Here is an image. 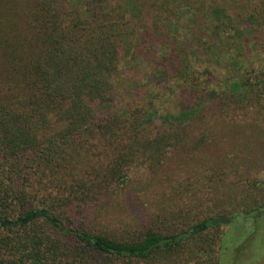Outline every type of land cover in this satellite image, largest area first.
I'll use <instances>...</instances> for the list:
<instances>
[{"label": "trees", "instance_id": "trees-1", "mask_svg": "<svg viewBox=\"0 0 264 264\" xmlns=\"http://www.w3.org/2000/svg\"><path fill=\"white\" fill-rule=\"evenodd\" d=\"M138 1L129 21L122 0H0V264L212 263L203 254L216 252L223 212L165 207L132 228L105 212L130 170L196 155L209 115L262 114L264 136V65L247 59L250 46L264 55V0ZM157 46L156 100L117 108L119 67ZM166 93L173 105L161 107ZM244 151L264 162V139ZM204 184L216 191L218 180Z\"/></svg>", "mask_w": 264, "mask_h": 264}, {"label": "rangeland", "instance_id": "rangeland-1", "mask_svg": "<svg viewBox=\"0 0 264 264\" xmlns=\"http://www.w3.org/2000/svg\"><path fill=\"white\" fill-rule=\"evenodd\" d=\"M122 1L126 7V19L129 21L137 19L140 12L138 13L136 4L139 1ZM141 15L147 14L142 11ZM187 18L177 21L181 25L187 22ZM179 32L182 33V30ZM164 51L165 49L157 46L153 54H143L136 60L133 57L122 63L119 67V76L126 81L122 90L115 93L117 108H127L131 104L139 106L156 100L154 95L162 87L154 85L149 74L157 68ZM262 58L264 55L250 46L247 53L248 63L259 68L264 65ZM172 98V95L166 93L158 97L157 102L161 107L171 106ZM257 109L258 107H255V114L259 113ZM236 113L234 117H226L225 120L228 121L224 122H221L223 118L212 115L205 119L208 120L205 124L207 142L200 146L196 155L175 150L168 154L155 171L130 170L123 188L117 190L109 200L110 204L105 212L107 221L116 227L132 228L130 223L143 224L147 217L153 218L149 217L153 213H156L159 219L163 215L162 208L165 210V207L186 211L191 219L202 211L206 214L223 212L231 220L218 229L211 230L212 235L216 231L212 240L216 252L212 256L203 254V257H206L207 261L211 259V264H264V162L258 163L257 160L255 163L252 162V156L249 165L247 160L254 154L251 152L248 154L247 151L242 155L248 138L264 139L263 134L254 133L260 129L258 126L262 123L259 122L263 119L262 114L252 116L249 114L250 111ZM224 155L228 162L222 164L219 159L223 161ZM245 155L250 156L246 158ZM216 164H219L217 166L223 171L211 174ZM248 169L251 170L250 175L243 173ZM235 171L240 173L236 174ZM202 172L207 174L208 180L205 178L199 181ZM215 180H218V184L211 187L217 190L207 191L204 183L210 181L213 184ZM225 183L229 185L226 186ZM135 203L144 208L143 212L134 210L136 208L132 209ZM145 211L147 216L143 219L145 215L142 214ZM182 219L184 218L179 217V220ZM160 221L158 224L164 226L173 222L164 219ZM151 224L152 222H148L149 227Z\"/></svg>", "mask_w": 264, "mask_h": 264}]
</instances>
